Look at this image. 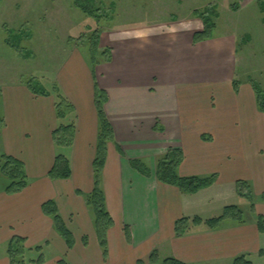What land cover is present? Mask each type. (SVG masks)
<instances>
[{
    "label": "crops",
    "instance_id": "obj_1",
    "mask_svg": "<svg viewBox=\"0 0 264 264\" xmlns=\"http://www.w3.org/2000/svg\"><path fill=\"white\" fill-rule=\"evenodd\" d=\"M198 21L190 19L178 27L148 25L130 34L104 30L99 43L112 48L108 63L92 68L75 54L64 64L56 85L73 107L75 125L73 143L66 148L56 149L51 137L58 124L54 96H36L23 83L3 85L0 156L24 164L28 185L13 195L0 189V246L22 238L28 249L41 247L42 264H148L154 251L159 258L185 264H225L240 256L264 255V228L257 225L259 217L264 221V113L250 84L234 87L233 42L215 33L210 40L193 42L202 30ZM96 87L107 94L104 110L114 133L101 174L113 220L105 260L84 199L93 189ZM170 149L182 152L180 177H213V184L184 194L129 165L130 160H141L151 170L156 158ZM57 151L69 160V179L47 177ZM238 181L260 201L252 220L224 219L213 229L190 223L196 214L209 212L199 213L205 203L198 202L200 195L227 186L231 195L240 197ZM49 200L73 236L70 249L52 219L42 213V204ZM183 218L188 230L176 237L175 222ZM47 250L54 254L46 257ZM0 264H10L6 254Z\"/></svg>",
    "mask_w": 264,
    "mask_h": 264
},
{
    "label": "rangeland",
    "instance_id": "obj_2",
    "mask_svg": "<svg viewBox=\"0 0 264 264\" xmlns=\"http://www.w3.org/2000/svg\"><path fill=\"white\" fill-rule=\"evenodd\" d=\"M81 2L92 8V16L83 14L75 7L73 0H0V89L5 83H28L47 92L45 97L54 96L55 99L53 88H59L56 85V77L64 68V64L72 61L75 54L90 66L91 49L94 50V61L101 63L111 57L112 48L108 43L103 47L98 41L94 49L95 32L99 37L104 30L108 34H130V31L148 25L164 27L175 23L177 27L183 26L190 19H198L197 23L202 24L198 16L210 13L216 28L215 36L231 40L236 47L233 80L237 83L236 87L240 84H250L255 96L257 97V90L264 101V0ZM2 109L0 103V113ZM63 122L65 123L66 119ZM150 171L153 175L154 168ZM5 182L6 179L0 177V189ZM230 191L231 188L226 186L200 195L198 202L204 200L205 203L198 210L199 213L209 212L206 215L196 214L195 217L200 218L203 223L220 217L226 207H236L240 212L239 221L252 220L253 208L260 203L258 198L250 189L245 191L249 197L241 198L235 192L231 195ZM189 202L192 206V200ZM44 253L46 257L54 254L50 253V250ZM3 254H6L5 245L0 246V256ZM38 255L25 253L24 256L25 259H36ZM163 259L158 256L159 261ZM234 260L225 264H233ZM246 260L251 264H264V255L260 258L249 257Z\"/></svg>",
    "mask_w": 264,
    "mask_h": 264
},
{
    "label": "trees",
    "instance_id": "obj_3",
    "mask_svg": "<svg viewBox=\"0 0 264 264\" xmlns=\"http://www.w3.org/2000/svg\"><path fill=\"white\" fill-rule=\"evenodd\" d=\"M74 5L83 14L87 16H92L94 14L92 8L86 6L81 0H73ZM204 15V14H203ZM210 13L207 15H199V19L202 23V30L196 32L193 36L194 43H200L206 40H210L214 36L215 24L210 18ZM99 41V35L95 32L93 35V45L96 49ZM92 50V49H91ZM90 52V62L92 68L96 64H100L94 61V50ZM105 54V53H104ZM108 57L105 62H109ZM104 62V61H103ZM236 82H234V87H236ZM25 86L29 91L37 96H47L48 93L43 90H38L30 84L25 83ZM30 87V88H29ZM255 88V86H254ZM256 90V88H255ZM52 93L55 95L54 111L55 117L60 122L57 127L52 131L51 137L56 149L66 148L72 145L75 134V125L72 120V114L74 113L73 107L66 97L61 93L59 88H53ZM256 104L260 112L264 113V101L262 100L259 92L256 90ZM107 102V94L105 91L95 88L94 92V106L98 118V136L95 146V156L92 163L93 171V189L90 194L84 197L86 206L91 211L93 215V228L96 234L98 245L102 252V257L104 260L107 258L108 247H107V231L113 225V220L106 209L104 192L101 186V174L102 169L106 160V150L107 144L113 141L114 133L112 126L110 125L104 110V105ZM71 116V120L68 118ZM64 119L66 122L64 123ZM62 121V122H61ZM3 125V119L0 117V128ZM182 152L177 149H170L167 153L156 158L154 163V178L162 184L174 186L178 188L184 194H194L202 189L210 187L214 179L213 177H180L177 173V168L182 161ZM129 165L132 170L139 173L144 177H151V171L149 167L141 160H130ZM71 175L69 160L65 155L57 152L54 158V163L49 170L47 177L54 180H66L69 179ZM0 177L6 179L5 185L1 188L3 192L7 195H13L21 192L28 185V179L25 173L24 164L11 156L2 155L0 156ZM249 186L242 181L236 182V191L240 197H249L247 191ZM264 199V196L262 197ZM42 213L50 217L53 221L54 228L60 237L64 240L66 247L70 249L73 246L74 239L72 234L66 228L62 218L60 217L57 207L53 201H46L41 206ZM239 210L236 207H226L223 209V213L218 218H212L204 221L203 223L213 229L218 226V224L224 219L239 220ZM202 220L200 218L194 217L190 220L191 224H200ZM258 228L263 230L264 221L262 217L258 218ZM188 230V220L180 219L175 222L174 232L176 237H181ZM127 235L128 232L126 231ZM25 240L19 237H13L12 240L6 246V256L9 259L10 264H42L43 255L41 252V247H35L28 249L25 247ZM25 253L33 254L38 253L36 259L26 258ZM18 257L19 259H16ZM59 262L58 264H62ZM143 261H138L137 264H143ZM148 264H185L181 261L168 257L163 260H158L157 253L152 252L147 258ZM233 264H251L247 261L245 256H240L236 258Z\"/></svg>",
    "mask_w": 264,
    "mask_h": 264
}]
</instances>
